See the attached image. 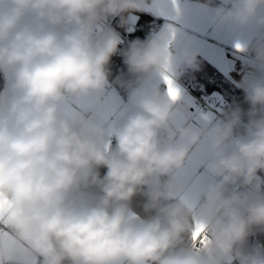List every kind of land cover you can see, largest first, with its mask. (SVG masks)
<instances>
[{
  "label": "clouds",
  "instance_id": "obj_1",
  "mask_svg": "<svg viewBox=\"0 0 264 264\" xmlns=\"http://www.w3.org/2000/svg\"><path fill=\"white\" fill-rule=\"evenodd\" d=\"M262 8L264 0H232L216 7V23L264 29ZM144 9L145 0H0V192L12 203L6 230L27 249L0 250V264H264V245L242 247L264 231V32L251 45L261 75L243 86L246 122L237 108L203 132L179 127L176 142L162 143L175 101L148 78L165 83L177 70L170 27L123 50L128 72L145 80L129 92L132 109L120 122L61 112L69 98H99L109 84L121 38L109 29L96 39L95 26ZM197 55L181 53L192 69ZM204 138L205 169L217 179L203 184L198 207L169 202L161 178ZM137 194L147 218L130 210ZM197 223L207 245L178 249Z\"/></svg>",
  "mask_w": 264,
  "mask_h": 264
},
{
  "label": "crops",
  "instance_id": "obj_2",
  "mask_svg": "<svg viewBox=\"0 0 264 264\" xmlns=\"http://www.w3.org/2000/svg\"><path fill=\"white\" fill-rule=\"evenodd\" d=\"M231 4L232 0H151L149 3L145 2L143 12L152 15L156 22H158V26L152 31V35L159 33L166 27L172 29V39L169 49L176 58L177 70L172 75L171 80L179 95L174 100V116L171 126L167 130L160 132L162 143L176 142L178 139L177 129L179 127H188L200 131L201 129L210 128L217 123L213 113L201 111L193 107L190 97L183 88L182 84L185 83L180 80L183 78V75L193 70L183 62L181 53L184 49L190 48L192 51L198 53L197 61L199 67L205 65V63L211 64L223 76L229 78L232 84L244 94L243 86L247 83L244 84L240 80H235L236 78L231 75L230 70L236 67L239 62H245V59L253 60L254 56L247 54L246 49L257 33L264 31V29H261L255 23L244 27L230 23L218 25L215 17L216 7L223 6L230 8ZM260 11L264 13V8ZM136 18L135 14L128 15L129 27L126 30L132 29ZM101 24L103 26L102 20L95 26V29ZM104 31L102 30L101 34L95 38L99 39ZM237 45L241 47L237 48ZM259 75L261 73L258 71L257 65L254 64L251 73L244 74L243 76L247 79H253ZM2 77L4 79L3 89L6 78L4 75ZM148 79L153 83H158L166 93L167 85L158 76ZM144 80L145 78L141 77L138 87L141 86ZM237 108L240 109L239 104ZM131 109L132 105L129 98L123 97L111 83L108 84L106 90L99 98L95 94L79 99L69 98L61 106V112L64 115H72L78 112L83 113L86 117H90L106 126L115 125L120 122ZM167 199L174 198L168 197ZM130 210L138 218H143L131 207ZM188 248H191V244ZM191 249L199 251L195 248Z\"/></svg>",
  "mask_w": 264,
  "mask_h": 264
},
{
  "label": "trees",
  "instance_id": "obj_3",
  "mask_svg": "<svg viewBox=\"0 0 264 264\" xmlns=\"http://www.w3.org/2000/svg\"><path fill=\"white\" fill-rule=\"evenodd\" d=\"M135 14L136 20L133 24L132 29H130V37L135 40L139 39L141 41L146 40L152 35V31L157 28L158 22L154 17L143 11H130L122 14L123 26H121L122 17L117 16V21L115 23V28L121 32L125 31L129 27L128 15ZM110 18V17H106ZM129 45L121 40L118 46V52L116 55L112 56L111 61L108 65L109 69V83H111L118 92L125 98H129L128 94L132 88L138 87L141 77L130 74L128 72L127 66L124 63V58L122 52ZM185 84H190L199 89L205 95L213 96V92H220L223 96L222 100L228 104H239L240 110L242 111L243 120L247 121V112L250 107L248 103L245 102V95L241 90L235 86L229 84L220 73V71L212 66L211 64L205 63L201 65L198 69H193L183 75L180 80ZM4 79L0 74V90L3 87ZM215 96H217L215 94ZM115 141H112L114 146ZM99 172L101 176L106 172L105 168H100ZM258 177L264 178V172L259 173ZM261 191H264V186H262ZM145 196L142 194H137L133 197L130 202V207L138 212L143 218L148 217V213L143 210V205L145 203ZM169 202L176 201L174 199H168ZM192 240L185 238L178 246V249H186L191 244ZM247 242H252L253 247L257 245H264V231L260 229L254 230L253 234L247 239ZM227 264H237L235 261H228Z\"/></svg>",
  "mask_w": 264,
  "mask_h": 264
},
{
  "label": "rangeland",
  "instance_id": "obj_4",
  "mask_svg": "<svg viewBox=\"0 0 264 264\" xmlns=\"http://www.w3.org/2000/svg\"><path fill=\"white\" fill-rule=\"evenodd\" d=\"M97 29H102V24L99 25ZM106 31L107 30H105L102 34ZM252 61L253 60L251 59H245V62H239L236 67L230 70L231 75L236 78L235 80H240L244 84L251 80L247 79L243 75L249 74L251 73V70H253L254 63ZM223 77L229 84L234 86L229 78L226 76ZM213 94H216L221 99L223 98L220 92L215 91ZM204 130L205 129H201L200 131L203 132ZM207 151L208 143L207 139L204 138L198 146L191 150L184 166L181 169L174 170L168 176L161 178V188L167 198H174L175 200H190L195 206H199L203 184L210 180L217 179L216 177L211 176L205 169ZM242 247L245 250H251L254 248L253 243L247 242V240Z\"/></svg>",
  "mask_w": 264,
  "mask_h": 264
},
{
  "label": "built area",
  "instance_id": "obj_5",
  "mask_svg": "<svg viewBox=\"0 0 264 264\" xmlns=\"http://www.w3.org/2000/svg\"><path fill=\"white\" fill-rule=\"evenodd\" d=\"M145 2L149 3V2H151V0H145ZM116 21H117V17H110L109 19H102V22H103L102 29L101 30L94 29V37L99 36L101 34L102 30L112 29L115 32H117L119 34L121 40L126 42L128 45L131 42L135 41L134 38H131L129 36L130 35L129 30H125V31L121 32L115 28ZM261 32H264V31H261ZM261 32H258L257 35H259ZM254 39L252 40V42L249 44L248 48L246 49V53L251 55V56H254V52H253L252 47H251L252 43L254 42ZM182 85H183L185 92L190 97L193 107H195L201 111H207V112L213 113L215 118H216V122L224 119L225 115L227 113H229L231 110L236 109V107L238 105V104H228L227 102H225L224 100H222L221 98H219L218 96H215V95H213V96L205 95L203 92H201L199 89H197L193 85H190V84H182ZM242 132H243V123L236 130V132L234 134L239 135ZM258 175H259V173H258ZM231 190H242V189H240V187L237 185V186H233V188ZM200 247H203V245L199 244V247H197L196 243H194L192 241L191 248H195V249L199 250Z\"/></svg>",
  "mask_w": 264,
  "mask_h": 264
},
{
  "label": "snow or ice",
  "instance_id": "obj_6",
  "mask_svg": "<svg viewBox=\"0 0 264 264\" xmlns=\"http://www.w3.org/2000/svg\"><path fill=\"white\" fill-rule=\"evenodd\" d=\"M240 45H237V48H240ZM164 81L168 86L169 96L175 100L178 98L179 92L173 86V81L170 77L165 76ZM12 214V203L8 200L3 192H0V250H7L9 253H23L27 249L24 245L20 244L15 237L10 234L7 230V219ZM192 240L194 243H199L203 246H206L209 242L208 236L205 234L204 225L197 223L195 230L192 234ZM25 264H38V260L32 257L30 260L25 261Z\"/></svg>",
  "mask_w": 264,
  "mask_h": 264
}]
</instances>
